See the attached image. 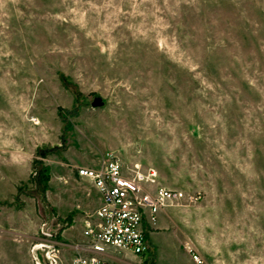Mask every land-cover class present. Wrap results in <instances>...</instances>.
I'll return each mask as SVG.
<instances>
[{"label": "rangeland", "instance_id": "1", "mask_svg": "<svg viewBox=\"0 0 264 264\" xmlns=\"http://www.w3.org/2000/svg\"><path fill=\"white\" fill-rule=\"evenodd\" d=\"M107 155L200 194L157 264H264V0H0V264H69Z\"/></svg>", "mask_w": 264, "mask_h": 264}, {"label": "built area", "instance_id": "2", "mask_svg": "<svg viewBox=\"0 0 264 264\" xmlns=\"http://www.w3.org/2000/svg\"><path fill=\"white\" fill-rule=\"evenodd\" d=\"M75 173L87 179L97 192L98 204L84 211L79 240L72 249L69 264H137L126 252L136 255L149 251L147 230L164 206L193 202L200 194L183 192L157 182L156 170L149 164L133 161L123 165L107 155L90 165H76ZM190 258L200 263V255L189 250ZM46 264H61L59 250L45 251Z\"/></svg>", "mask_w": 264, "mask_h": 264}, {"label": "crops", "instance_id": "3", "mask_svg": "<svg viewBox=\"0 0 264 264\" xmlns=\"http://www.w3.org/2000/svg\"><path fill=\"white\" fill-rule=\"evenodd\" d=\"M96 194H97V192H96ZM97 201H98V199H97ZM159 211H163L162 209L161 210H159ZM158 211V212H159ZM157 218L158 219H156V221L158 220V222L160 223V222H162L163 221V218H164V213H162V212H160L159 214H158V216H157ZM156 221H155V224H156ZM151 225L150 226V228L147 230V236H148V233H149V231L150 230H156V228L158 227L157 225ZM78 238H80L81 237V233H80V229H79V231H78ZM148 238V237H147ZM148 240V239H147ZM150 241L148 240V246L149 247H151L152 248V246H150L151 245V243L155 246V258H154V261H155V264H157V260H158V252H159V246L160 245H163V246H165L166 247V249L167 250H169V251H171V250H176L177 248L176 247H174V240H152V242L151 243H149ZM158 245V246H157ZM150 251V250H149ZM151 252V251H150ZM134 255V254H133ZM133 255H129L128 253L126 254V256L128 257V260L129 261H132V262H134V263H137V264H144V262H143V258H144V256H146V254H142L141 255V260H139V259H136Z\"/></svg>", "mask_w": 264, "mask_h": 264}, {"label": "trees", "instance_id": "4", "mask_svg": "<svg viewBox=\"0 0 264 264\" xmlns=\"http://www.w3.org/2000/svg\"><path fill=\"white\" fill-rule=\"evenodd\" d=\"M39 175H40V177L44 181L46 180V178H47V172H46V167L45 166H40V168H39ZM143 262H144V264H152L153 258H152V255H151V252L150 251H148L146 253V256H144Z\"/></svg>", "mask_w": 264, "mask_h": 264}, {"label": "water", "instance_id": "5", "mask_svg": "<svg viewBox=\"0 0 264 264\" xmlns=\"http://www.w3.org/2000/svg\"><path fill=\"white\" fill-rule=\"evenodd\" d=\"M101 102H102V100L100 99V97L94 96L92 101H91V104L92 105H99Z\"/></svg>", "mask_w": 264, "mask_h": 264}, {"label": "bare ground", "instance_id": "6", "mask_svg": "<svg viewBox=\"0 0 264 264\" xmlns=\"http://www.w3.org/2000/svg\"><path fill=\"white\" fill-rule=\"evenodd\" d=\"M40 245H42V244L38 243V244H36V247H39ZM38 264H39V263H38Z\"/></svg>", "mask_w": 264, "mask_h": 264}]
</instances>
